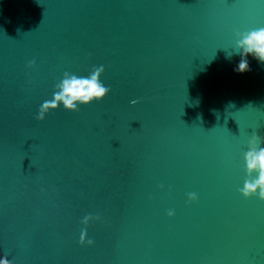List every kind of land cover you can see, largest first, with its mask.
Wrapping results in <instances>:
<instances>
[{"label": "water", "instance_id": "1", "mask_svg": "<svg viewBox=\"0 0 264 264\" xmlns=\"http://www.w3.org/2000/svg\"><path fill=\"white\" fill-rule=\"evenodd\" d=\"M258 28L264 0H0V259L264 264V200L238 191L264 63L236 71L235 42ZM100 65L105 97L35 118Z\"/></svg>", "mask_w": 264, "mask_h": 264}, {"label": "clouds", "instance_id": "2", "mask_svg": "<svg viewBox=\"0 0 264 264\" xmlns=\"http://www.w3.org/2000/svg\"><path fill=\"white\" fill-rule=\"evenodd\" d=\"M239 39L235 42L238 49L236 53L241 56L236 71H248L249 64L246 59L251 54L261 63H264V28H258L246 33H237ZM233 54L228 55L231 58ZM35 61H29V67L34 65ZM103 65L94 66L87 77L77 76L75 74L64 72L63 78L54 86L55 91L50 100H45L39 107L36 114L37 120H43L45 114L50 110L56 109L59 105L69 111H78V105H86L92 101H100L110 91L109 87L104 86L99 77L103 73ZM133 100L131 103L135 104ZM264 137L253 132L248 141L249 149L244 154L247 179L244 180L243 187L238 191L244 196L249 197L256 195L260 200H264ZM255 173V175H253ZM189 200H195V193H188ZM172 211L168 212L171 216ZM94 217L86 215L82 223L87 224ZM85 231H81L80 243L85 242ZM89 245L93 243L91 239L87 241ZM0 264H11L7 258L0 259Z\"/></svg>", "mask_w": 264, "mask_h": 264}]
</instances>
